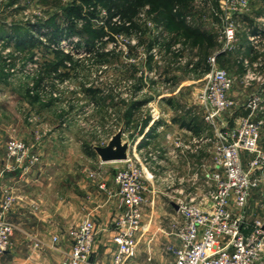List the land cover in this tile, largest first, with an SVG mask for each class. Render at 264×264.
<instances>
[{
	"label": "rangeland",
	"instance_id": "rangeland-1",
	"mask_svg": "<svg viewBox=\"0 0 264 264\" xmlns=\"http://www.w3.org/2000/svg\"><path fill=\"white\" fill-rule=\"evenodd\" d=\"M71 7L79 9L78 16L67 13ZM173 12L180 14L191 28L199 29L202 35L188 34L176 22L170 24L161 8L147 3L135 17L140 26L138 32L115 35L114 42H103L91 33V28L99 26L104 16L100 3L0 0V158L7 157L6 144L12 138L23 140L33 153L40 152L39 158L43 156L38 150L42 144L44 154L46 147L53 145L62 157L83 158L88 147L103 145L106 137L122 126L132 153L136 133L150 119L153 124L159 121L164 131L171 118H182L198 131L188 133L189 140H205L219 131L238 127L249 115L246 103L250 95L261 98L259 108L250 117L263 121L259 148L264 151V42L260 43L261 55L251 56L258 58L256 72L261 80L248 84L241 80L242 59L250 57L247 33L252 29L264 33V0H250L248 8L241 13L222 8L219 0H179ZM229 22L235 25V34L230 47L225 48L223 30ZM28 24H35L41 32H49L57 42L48 47L46 38L29 30ZM26 33L43 44L17 46L15 39ZM64 55L70 59L62 60ZM213 55L218 66L237 77L235 91L240 92L244 87L245 96L212 124L203 117L199 94L208 79L207 59ZM171 96L183 98L173 102ZM223 120L231 121L229 127L221 124ZM203 151L211 155L210 141L205 142ZM251 156L243 153L245 169ZM124 163H105L108 167L104 169L103 162L87 161L88 168L96 172L95 178L85 177L91 190L97 188L96 182L106 173L113 178ZM194 163L193 158L188 167L175 164L174 168L192 175L197 171L193 169ZM151 166L160 179L155 183L153 205L147 199L144 206V221L150 220L145 236H163V228L167 226V234L173 235L182 218L169 204L173 201L174 188L162 179L169 166L163 159ZM212 168L206 164L198 170L199 183ZM190 180L191 176L188 185ZM112 192L118 208L116 219L123 207ZM144 194L149 197L147 191ZM245 209L248 221L264 220V179L252 190ZM143 239L136 250L140 255L148 252L143 248L152 245ZM159 242L156 245L159 252L170 256L168 247L173 243L162 239Z\"/></svg>",
	"mask_w": 264,
	"mask_h": 264
},
{
	"label": "built area",
	"instance_id": "built-area-1",
	"mask_svg": "<svg viewBox=\"0 0 264 264\" xmlns=\"http://www.w3.org/2000/svg\"><path fill=\"white\" fill-rule=\"evenodd\" d=\"M219 1L229 12L241 13L248 8L250 0ZM234 34L235 25L227 23L223 30L225 48L230 47ZM248 40L255 52L264 42L259 34L249 36ZM152 51L155 52L154 49ZM207 64L208 79L199 99L204 107V119L213 124L223 111L235 105L229 96L235 79L218 66L214 55L207 59ZM258 65V58L242 59L244 71L241 80L245 84L261 80L256 72ZM260 102V96L250 95L246 103L249 115L240 121L238 127L219 131L205 139L211 143L213 168L201 183H197V174H192L193 189H172L171 202L177 205L176 213L182 221L172 232L176 243L168 247L172 256L170 264H264V220L248 221L245 209L252 190L264 179V151L259 148L263 121L250 117ZM205 140L192 138L189 142H177L182 150L192 151ZM243 153L252 155L246 169L243 167ZM6 155L23 171L39 161V156L30 150V146L19 139L12 138L7 142ZM124 162L113 176L114 195L123 211L113 222L114 250L110 262L91 260L96 227L94 218L87 216L67 231L70 251L60 264H128L134 257L150 224V220L144 221L147 203L144 193L149 185L151 189L155 186L160 176L149 160L139 157L136 152L128 154ZM85 172L88 178L96 176L92 170ZM162 179L168 184L184 181L172 170H167ZM98 187L109 195L113 193L103 182ZM14 198L12 190L2 183L0 174V258L11 243L14 226L5 215ZM52 239L56 241L57 237Z\"/></svg>",
	"mask_w": 264,
	"mask_h": 264
},
{
	"label": "crops",
	"instance_id": "crops-1",
	"mask_svg": "<svg viewBox=\"0 0 264 264\" xmlns=\"http://www.w3.org/2000/svg\"><path fill=\"white\" fill-rule=\"evenodd\" d=\"M254 34L247 33V38ZM256 34H259L264 40V33L258 30ZM250 44L249 42V56H259L261 45L255 52ZM228 72L234 79L237 78L230 70ZM234 86L235 80L229 92V96L235 101L233 108L241 103V99L243 100L245 96L243 95L244 87H242V91L236 92ZM171 97L173 102L182 101L183 98L182 96ZM152 120L146 121L141 130L136 133L132 152H136L141 158H147L150 164H155L163 159L169 166L168 170H172L177 177L184 179L183 182L174 181L173 184H170V188H183L185 191L193 189L192 184L188 185L191 175L185 173L184 169L182 173L179 169L176 170L175 164H180L183 168L187 164L188 167L194 158L195 167L193 169L197 171L193 174H197L199 177L198 170H201L206 164L212 163V152L208 156L204 153L203 145L205 142L195 150H182L177 141L189 142L188 135L192 131L171 121L172 118L171 123L165 125V129L162 131V124L159 121L153 124L151 123ZM230 122V120H223L221 124L229 127ZM195 132H198L197 129ZM109 137H106V141ZM123 139H125L124 133ZM46 148V154H44L45 145L42 144L41 148H38L43 156L27 171H23L20 165L6 156L0 158L2 183L12 190L15 197L5 215L6 220L13 224L14 230L11 235L10 247L2 254L0 264H60L70 251L67 231L87 216L94 218L96 227L91 260L109 263L114 250L112 242L113 222L118 213V208H116V198L111 197L113 194L109 195L100 190L98 184L103 182L107 189L112 192L115 190L112 175L106 173L104 177H101V180L96 182L97 188L94 187L91 190L90 184L85 179L87 177L85 170H90L86 165L87 161L95 160L102 163L96 154L90 156L84 153L83 158L77 159L69 156L62 157L57 152L56 146L51 145ZM129 150L128 147V154L130 153ZM39 153L36 152L37 155H40ZM112 162L114 161L103 162V168L108 167L105 163ZM81 163L84 165L80 168L79 164ZM190 183L192 182L190 181ZM197 183H199V178ZM154 188L155 186L151 189L149 185L147 190L149 197L146 199L150 200L148 204L151 206L154 203ZM169 204L173 212H176L171 202ZM163 231H165L163 236L161 234L153 237L144 236V243L152 245L142 249L143 251L148 250L147 253L143 255H140L139 252L136 253V256L128 264H168L172 262L171 255H162L156 247L161 239L171 241L173 244L176 243L175 237L167 234L169 232L168 226L163 228ZM53 237H57V240L53 241Z\"/></svg>",
	"mask_w": 264,
	"mask_h": 264
},
{
	"label": "trees",
	"instance_id": "trees-1",
	"mask_svg": "<svg viewBox=\"0 0 264 264\" xmlns=\"http://www.w3.org/2000/svg\"><path fill=\"white\" fill-rule=\"evenodd\" d=\"M83 2L94 1L96 3H100L104 9V16L101 19V23L96 28H91V33L98 40L106 42L115 41V35H131L132 33L138 32L140 30L139 24L135 21V17L138 14V10L144 4H150L154 7L161 8L169 23L172 24L176 22L177 26L181 27L185 30L186 33L191 35H202V32L199 29L191 28L187 24L184 23L183 18L180 14L173 12V9L178 4L179 0H82ZM67 13L71 15H79V9L76 7H71L67 9ZM29 30L39 33L44 38H46L47 45L50 47L52 43L57 42L54 36L49 32H41L40 28H38L35 24H28ZM170 27V26H169ZM28 30V31H29ZM251 33H258V30L252 29ZM62 33V31H61ZM59 38V37H57ZM56 38V39H57ZM15 43L17 46L21 44H30L33 45L35 43L43 44L38 41L37 38L33 37L31 34L26 33L21 38H16ZM58 51V50H57ZM56 54L59 55L60 52ZM62 60L70 59L69 55H64ZM138 105L141 103H137ZM173 122L179 123L182 127L187 128L190 131H195V126L190 123L185 122L181 118H172ZM85 149V148H84ZM86 154L90 156H95V152L91 147H88L85 151Z\"/></svg>",
	"mask_w": 264,
	"mask_h": 264
},
{
	"label": "water",
	"instance_id": "water-1",
	"mask_svg": "<svg viewBox=\"0 0 264 264\" xmlns=\"http://www.w3.org/2000/svg\"><path fill=\"white\" fill-rule=\"evenodd\" d=\"M129 143L123 139V126L112 134L104 145H93L92 149L101 162L124 161L128 156ZM174 209L177 205L171 202Z\"/></svg>",
	"mask_w": 264,
	"mask_h": 264
}]
</instances>
